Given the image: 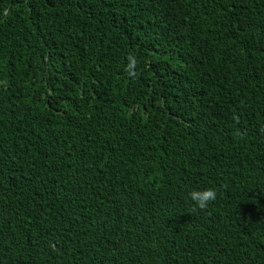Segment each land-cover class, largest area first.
I'll return each mask as SVG.
<instances>
[{"label":"trees","instance_id":"16d2710c","mask_svg":"<svg viewBox=\"0 0 264 264\" xmlns=\"http://www.w3.org/2000/svg\"><path fill=\"white\" fill-rule=\"evenodd\" d=\"M0 264H264V0H0Z\"/></svg>","mask_w":264,"mask_h":264},{"label":"clouds","instance_id":"9594fccd","mask_svg":"<svg viewBox=\"0 0 264 264\" xmlns=\"http://www.w3.org/2000/svg\"><path fill=\"white\" fill-rule=\"evenodd\" d=\"M128 64L126 67V71L130 76H136L137 73L135 71L138 61L135 55L130 54L127 57ZM190 199L194 202L196 208L200 210H207L209 205L216 200L217 198V190L214 188H205L201 190H193L189 193Z\"/></svg>","mask_w":264,"mask_h":264}]
</instances>
